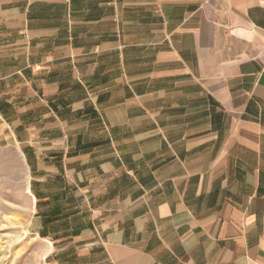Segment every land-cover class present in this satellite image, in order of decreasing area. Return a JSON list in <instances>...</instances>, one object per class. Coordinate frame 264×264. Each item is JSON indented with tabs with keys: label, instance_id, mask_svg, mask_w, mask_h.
Returning <instances> with one entry per match:
<instances>
[{
	"label": "crops",
	"instance_id": "crops-1",
	"mask_svg": "<svg viewBox=\"0 0 264 264\" xmlns=\"http://www.w3.org/2000/svg\"><path fill=\"white\" fill-rule=\"evenodd\" d=\"M0 118L76 264H264V0H0Z\"/></svg>",
	"mask_w": 264,
	"mask_h": 264
},
{
	"label": "rangeland",
	"instance_id": "rangeland-1",
	"mask_svg": "<svg viewBox=\"0 0 264 264\" xmlns=\"http://www.w3.org/2000/svg\"><path fill=\"white\" fill-rule=\"evenodd\" d=\"M12 128L11 124L0 118V264L82 262L84 255L77 249H80L81 244L87 240H83L82 236H76L73 230L64 232L68 228L66 221H62L60 227L57 224L50 226V235L43 234L42 219L49 217L52 220V217H58L56 209L59 194L52 195V192L61 191L63 180L57 173L46 172L49 173L48 176L46 175L49 180L42 190L50 196L43 200L38 195L36 190L41 191L40 186L36 187L34 184L39 185L42 172L33 171L29 164L40 161V156L28 159L24 151L26 142H18L12 134ZM26 128L24 124L21 135L25 136ZM86 130L89 128L83 127V131ZM36 142L40 144L39 148L45 144L44 141L39 140L35 141L34 145L37 144ZM64 196H61L62 204H64ZM74 210L75 204L66 205L61 211L62 218L72 214ZM41 216L43 218L39 219ZM48 221L47 218L45 223ZM71 223L74 230L75 226H80L73 218Z\"/></svg>",
	"mask_w": 264,
	"mask_h": 264
}]
</instances>
